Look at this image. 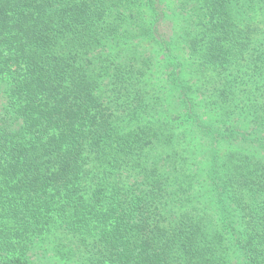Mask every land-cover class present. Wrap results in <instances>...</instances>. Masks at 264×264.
<instances>
[{
	"label": "trees",
	"instance_id": "trees-1",
	"mask_svg": "<svg viewBox=\"0 0 264 264\" xmlns=\"http://www.w3.org/2000/svg\"><path fill=\"white\" fill-rule=\"evenodd\" d=\"M0 264H264V0H0Z\"/></svg>",
	"mask_w": 264,
	"mask_h": 264
}]
</instances>
